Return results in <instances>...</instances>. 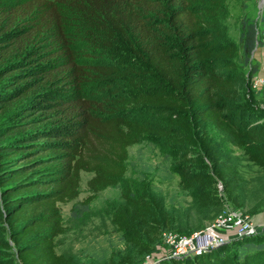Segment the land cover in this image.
<instances>
[{
  "label": "trees",
  "instance_id": "obj_1",
  "mask_svg": "<svg viewBox=\"0 0 264 264\" xmlns=\"http://www.w3.org/2000/svg\"><path fill=\"white\" fill-rule=\"evenodd\" d=\"M223 9V0H0V264H73L55 239L65 233L59 205L78 197L81 173L92 175L84 206L121 186L112 224L149 252L158 209L125 180L129 148L148 136L177 147L181 182L201 190V207L218 184L238 204V171L203 126L264 171V124L241 100L250 84L237 46L221 41ZM260 35L264 24L240 22L246 63ZM117 44L129 45V59L105 61ZM158 264H264V233Z\"/></svg>",
  "mask_w": 264,
  "mask_h": 264
},
{
  "label": "rangeland",
  "instance_id": "obj_2",
  "mask_svg": "<svg viewBox=\"0 0 264 264\" xmlns=\"http://www.w3.org/2000/svg\"><path fill=\"white\" fill-rule=\"evenodd\" d=\"M261 2L262 0H223V19L219 28L221 41L237 46L239 57L236 60L240 64V70L244 72L245 80L250 84L251 91L241 89V100L250 105L249 112L255 118L258 116V122L264 124V82H256L264 79V37L260 35L259 40L262 43L254 47L247 63L243 61L239 44L242 20H255L259 28H262L264 5L261 6ZM130 50L129 45L117 44L109 56L104 52L102 58L107 62L109 58L127 60ZM138 64V67L146 71L140 61ZM255 65L257 73L250 77V67ZM120 86L123 94H128L133 89L131 86ZM162 125L165 126L166 123ZM203 128L209 141L218 147L223 158L238 171L240 188L237 205L225 199L221 185L218 184L219 192L216 193V200H213L214 204L201 207L198 201L201 190L188 189L181 182L179 168L183 165L177 155V147L165 140L148 136L129 148L125 180L134 193L145 194L158 209L161 230L158 235L153 236L150 251L142 254L139 249L128 245L127 234L120 232L112 224L114 210L122 205L121 186L98 193L90 204L84 206L82 204L89 196L86 182L92 175L81 173L78 197L74 201L59 205L65 233L55 239L56 253L71 259L73 264H113L121 261L125 264H158L173 259L168 242L170 236L186 237L202 232L215 223L218 217L230 211L241 212L246 216L254 231L239 236L235 229L223 232L221 236H224L225 241L212 250L264 233V171L250 162L246 151L232 145L225 135L219 134L209 125ZM200 136L195 132L196 143ZM194 150L190 155L192 157L199 154L198 147ZM74 208L76 209L72 213ZM232 250L233 247H230L229 251Z\"/></svg>",
  "mask_w": 264,
  "mask_h": 264
},
{
  "label": "built area",
  "instance_id": "obj_3",
  "mask_svg": "<svg viewBox=\"0 0 264 264\" xmlns=\"http://www.w3.org/2000/svg\"><path fill=\"white\" fill-rule=\"evenodd\" d=\"M263 83L264 79L256 80ZM235 229L236 235H241L254 231L252 224L241 212L230 211L218 217L215 223L202 232L195 233L186 237L170 236L168 238L170 256L172 258L183 259L190 256L204 254L223 244L224 236L221 234Z\"/></svg>",
  "mask_w": 264,
  "mask_h": 264
},
{
  "label": "water",
  "instance_id": "obj_4",
  "mask_svg": "<svg viewBox=\"0 0 264 264\" xmlns=\"http://www.w3.org/2000/svg\"><path fill=\"white\" fill-rule=\"evenodd\" d=\"M262 5H264V0H262V2H261V6H262Z\"/></svg>",
  "mask_w": 264,
  "mask_h": 264
}]
</instances>
